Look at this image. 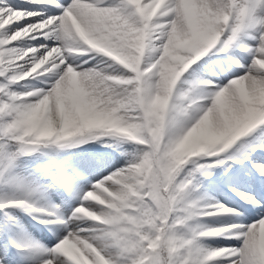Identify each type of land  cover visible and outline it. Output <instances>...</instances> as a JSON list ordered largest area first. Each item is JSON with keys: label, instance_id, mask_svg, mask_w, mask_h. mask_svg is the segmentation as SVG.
Instances as JSON below:
<instances>
[{"label": "snow or ice", "instance_id": "snow-or-ice-1", "mask_svg": "<svg viewBox=\"0 0 264 264\" xmlns=\"http://www.w3.org/2000/svg\"><path fill=\"white\" fill-rule=\"evenodd\" d=\"M0 264H264V0H0Z\"/></svg>", "mask_w": 264, "mask_h": 264}]
</instances>
